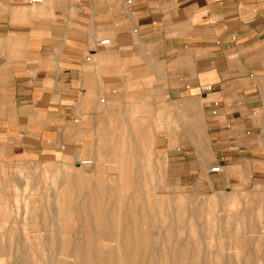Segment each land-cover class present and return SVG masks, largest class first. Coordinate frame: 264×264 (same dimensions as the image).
<instances>
[{
  "label": "crops",
  "instance_id": "obj_1",
  "mask_svg": "<svg viewBox=\"0 0 264 264\" xmlns=\"http://www.w3.org/2000/svg\"><path fill=\"white\" fill-rule=\"evenodd\" d=\"M123 130L209 190L256 167L264 0H0V145L74 156Z\"/></svg>",
  "mask_w": 264,
  "mask_h": 264
},
{
  "label": "rangeland",
  "instance_id": "obj_2",
  "mask_svg": "<svg viewBox=\"0 0 264 264\" xmlns=\"http://www.w3.org/2000/svg\"><path fill=\"white\" fill-rule=\"evenodd\" d=\"M261 155L209 190L126 130L74 156L0 145V264H264Z\"/></svg>",
  "mask_w": 264,
  "mask_h": 264
},
{
  "label": "built area",
  "instance_id": "obj_3",
  "mask_svg": "<svg viewBox=\"0 0 264 264\" xmlns=\"http://www.w3.org/2000/svg\"><path fill=\"white\" fill-rule=\"evenodd\" d=\"M35 2H40L41 0H33ZM110 43L109 40H104L102 42L103 45H108ZM221 171V167L220 166H217V167H214V168H211L210 169V172H220Z\"/></svg>",
  "mask_w": 264,
  "mask_h": 264
},
{
  "label": "bare ground",
  "instance_id": "obj_4",
  "mask_svg": "<svg viewBox=\"0 0 264 264\" xmlns=\"http://www.w3.org/2000/svg\"><path fill=\"white\" fill-rule=\"evenodd\" d=\"M87 163H90V162H83V164H87ZM221 170H222V168H221Z\"/></svg>",
  "mask_w": 264,
  "mask_h": 264
}]
</instances>
